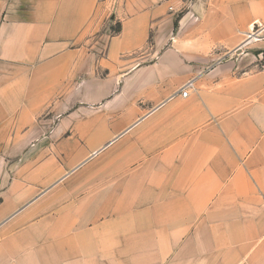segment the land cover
Here are the masks:
<instances>
[{
	"label": "crops",
	"instance_id": "1",
	"mask_svg": "<svg viewBox=\"0 0 264 264\" xmlns=\"http://www.w3.org/2000/svg\"><path fill=\"white\" fill-rule=\"evenodd\" d=\"M261 56L264 0H0V264H264Z\"/></svg>",
	"mask_w": 264,
	"mask_h": 264
},
{
	"label": "rangeland",
	"instance_id": "2",
	"mask_svg": "<svg viewBox=\"0 0 264 264\" xmlns=\"http://www.w3.org/2000/svg\"><path fill=\"white\" fill-rule=\"evenodd\" d=\"M185 1H189V0H185ZM180 12H181V9H179L177 11V15H179ZM117 28H118V23H116V22L111 23L110 21H106L100 36H96V38H95L94 50H96V53L98 55H102L103 54V49H104V46H105V43H106V40H107L108 36L111 33H114V31H116ZM260 58H261L260 69L264 70L263 69V67H264V56H261ZM40 202H42V200ZM55 202L57 203V199L55 200ZM45 215L46 214H44V212L42 210L39 213V216H38L39 218L38 219H42Z\"/></svg>",
	"mask_w": 264,
	"mask_h": 264
},
{
	"label": "built area",
	"instance_id": "3",
	"mask_svg": "<svg viewBox=\"0 0 264 264\" xmlns=\"http://www.w3.org/2000/svg\"><path fill=\"white\" fill-rule=\"evenodd\" d=\"M264 69V67H263ZM192 83L191 82H187L186 84H184V86L180 89V94L183 98H186L188 95V89L191 87Z\"/></svg>",
	"mask_w": 264,
	"mask_h": 264
},
{
	"label": "trees",
	"instance_id": "4",
	"mask_svg": "<svg viewBox=\"0 0 264 264\" xmlns=\"http://www.w3.org/2000/svg\"><path fill=\"white\" fill-rule=\"evenodd\" d=\"M177 26V21L174 23V27H176ZM119 31V26H118V28L116 29V31L115 32H118Z\"/></svg>",
	"mask_w": 264,
	"mask_h": 264
}]
</instances>
